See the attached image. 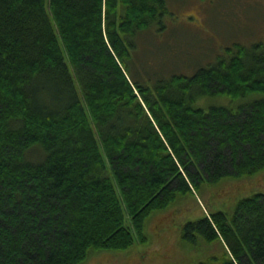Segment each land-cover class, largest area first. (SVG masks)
<instances>
[{"label": "trees", "instance_id": "1", "mask_svg": "<svg viewBox=\"0 0 264 264\" xmlns=\"http://www.w3.org/2000/svg\"><path fill=\"white\" fill-rule=\"evenodd\" d=\"M171 3L0 0V264L151 247L179 196L264 171V43L202 66ZM199 214L181 239L200 264H264V194Z\"/></svg>", "mask_w": 264, "mask_h": 264}, {"label": "rangeland", "instance_id": "2", "mask_svg": "<svg viewBox=\"0 0 264 264\" xmlns=\"http://www.w3.org/2000/svg\"><path fill=\"white\" fill-rule=\"evenodd\" d=\"M171 13L173 18L169 20L176 24L173 28L175 32H185L190 41L191 37L195 38L193 46H197L194 48L197 52L202 51L203 56L198 60L202 66H206L212 60L216 54L215 51L223 52L229 44L247 45L254 41L264 43V0H172ZM237 19L240 22L239 25H235L238 22ZM241 35H253V37L247 38ZM183 64L187 66V61ZM150 67L157 68L159 71L163 66L156 59L151 58ZM181 71L185 74L190 72L188 69ZM238 103L236 100L230 102L226 98H201L196 101V105L205 110L210 106L228 104L235 107ZM258 173L241 178H224L215 185L203 186L194 194L179 196L168 207L173 213L170 230L158 243L146 247L149 237L144 246L135 245V252L118 254L98 252L96 255H89L88 262L84 264H90L89 261L91 264L99 261L100 264H200L206 260L204 254L206 251L191 252L190 248L195 246L182 241V225L199 218V206L209 212L222 211L230 215L239 199L253 193L264 194V176L262 181L252 184L249 188L246 187L245 180L255 178ZM263 173L264 171L259 175ZM215 248L217 250L219 245L215 244ZM110 254H114L115 257L103 258Z\"/></svg>", "mask_w": 264, "mask_h": 264}]
</instances>
